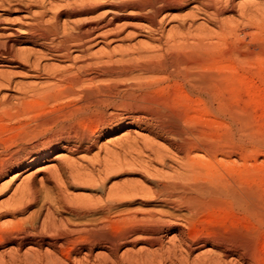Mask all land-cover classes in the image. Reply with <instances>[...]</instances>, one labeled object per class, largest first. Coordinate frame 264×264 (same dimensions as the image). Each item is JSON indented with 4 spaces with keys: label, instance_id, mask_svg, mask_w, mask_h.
I'll list each match as a JSON object with an SVG mask.
<instances>
[{
    "label": "bare ground",
    "instance_id": "obj_1",
    "mask_svg": "<svg viewBox=\"0 0 264 264\" xmlns=\"http://www.w3.org/2000/svg\"><path fill=\"white\" fill-rule=\"evenodd\" d=\"M192 2H195V4L197 3L200 4L203 10L208 15V18L210 17L214 19L212 21L215 20L217 21L222 14H224L225 12L235 10L236 6H238L237 0H134L131 2L128 1L130 5L135 6L140 12L139 26L141 25L142 28L145 27L147 29L156 28V27L158 28V26L161 23V19L164 17L163 16L162 18H160V16L163 13L171 12L173 10H181L186 5ZM245 8L243 7L242 10H240L239 12L241 18L247 21L248 23V24L246 23L247 26L242 27L240 25H236V26L227 25L226 27L227 34L228 33L235 34V38L236 35H240V36L243 35L242 39H244L245 37L247 38L254 36V31H257V33L260 35H264V7H260L257 5L254 6L253 4L252 6H249L246 9ZM216 23L218 24L219 22L217 21ZM35 28L29 29L30 31H28L27 33L30 34L31 36L29 37L27 36L28 38L23 42H32L33 44H37V45H44L48 43V39H49L48 34L46 32L36 33ZM44 31H46L45 28ZM178 33H180L181 35L183 34L181 32ZM10 34H9L10 36H14V34L12 33ZM92 36H93L92 34L91 35L86 34L83 37L79 36L80 38L74 37L75 39L63 38L64 40H61V44L55 47L54 50H52L51 54L54 57L56 56L61 59L62 58L65 59V61L67 60L72 62L66 67H63L60 70L55 69L56 71H53L52 74H48L51 70L49 72L47 71L48 73H44L47 74L45 77L44 75H42V72L44 71L40 70L41 68L39 67V64L35 65L34 67L35 73L32 74V76L36 77L37 79L38 78L40 79L42 75L48 79L45 81V83H43L44 82L43 81L42 82L43 85L41 86H39V84L29 85V83H27V85L20 83L18 84L16 82L17 80L15 81L16 82L15 83L12 80V78H14L13 77L14 75L17 76L16 74H14L11 77L10 76L11 73L7 74L8 72L4 70H0V93H3L2 92L3 90L6 91L4 95L0 97V121L2 122L6 121L8 122L7 124L9 123L12 124V122L17 123L19 127H21L22 130L26 132L25 134H23L24 136L27 135L28 133L33 134V132L35 133L36 131L38 133V130L41 129L42 130L44 129L43 132L46 130L45 124H47V121L49 119L46 120L44 118L45 120L43 119L41 120L42 117H40V119H35L36 114L34 116L32 115L38 109L37 105L40 106L44 104V102L46 104L48 101L51 100L53 101L54 100L64 101L65 99L72 100V105H68L66 106V109H64L65 115L68 118L67 122L65 121L66 120L65 119L64 120L65 122L61 123L60 126L58 124L59 126L58 130L54 129L53 131L52 129H50L53 132L48 136L44 135L46 134L45 131L43 133L44 139L41 140L40 142L36 141L37 143L30 146L31 150L24 151L26 147H29L26 145L27 141L26 144H24L26 145V147L25 148L23 147L24 148V150H22L23 152L22 151L20 152L21 148L15 149V148H11L10 146L9 147L6 146L7 147L6 149L3 148L1 150L3 146L5 147V145H3L4 143L2 144L1 142L3 146H0L1 147L0 176L11 170L14 169L19 170L20 168H23L18 172H16L15 175L12 177V180L13 179L18 180V178H20L22 174L28 172L30 169H34L33 172H30V174H28V176L25 177V179L22 178L23 180H21L22 181L21 184H23V186L26 187L30 186V182H32L31 180L36 175L44 171H48L53 178L56 177L58 178L60 172L64 169L65 165L69 167L72 164L71 161L65 158L67 153H65L64 151H67L68 153L86 152L87 154V151H90L89 149L92 146H94L97 137L103 130L111 131L114 130L116 127L122 126L123 124L127 126L136 125L141 129H144L146 127L145 121L148 118H151L153 119V122L154 120H156V123H154L156 125V129H158V131L162 135L170 136L171 142L173 143V145L175 144L177 151L181 154V158L179 156L180 160L176 159L177 163L175 162V165L177 164V167H175L176 174L173 175L171 174L169 175V177L166 178L164 177V179L163 178L159 179L157 184L155 182L156 187H154L155 189L153 188L154 190L152 192L147 190L145 191L144 189L142 190V192L140 189L137 190L139 186L140 187L142 186L138 184L137 185L134 184L135 181H133L134 183L127 182L126 184L121 186L119 184L120 188H112V189L108 188L109 189L108 197L106 198L107 200L103 205L87 204L83 208L81 209L79 208L78 210L82 211L83 214H90L91 212H96L98 210L99 211L104 210V212L105 211L113 212L112 210H115L120 205H122V203H124L126 200L132 199L134 197L132 196V191H133L132 189L135 190V188L137 190V191L135 190V192H141L140 196L141 194L146 196V198H144L143 201L141 202L145 206H149V209H146L144 211L141 210L140 212L139 210L138 212H136L137 211L136 210L129 213L127 211V214L125 212L121 214H117L114 217L109 218L108 221L93 220L85 224L82 222L83 225L81 223L82 226H79V231L83 229L86 231L87 230L97 231V229H105L107 226L113 225L116 227L115 229L119 230L120 235H117V237L113 236L106 238L100 235L101 232L97 231L99 232V235L96 233L95 235L91 236V238L93 239L92 241H95L97 243L99 242L100 244L109 243L112 246V248H114L113 250H118L122 242L131 239V237L135 234H142L150 242L151 245L163 248V240H164L163 237L165 235V232L167 230H170L173 226H176L177 232L181 236L180 241L182 245L189 252L198 251L199 253L198 254L196 253L197 254L196 258L203 260L205 264H264V192L261 191L258 187L253 186V183L250 182L248 179L250 176L246 177L245 176L246 174L244 175L237 170L234 161L235 160L234 157L239 150L245 152L243 156L244 157L243 161H249L250 156H248L249 154H247L246 151L248 149V146L251 145V144L248 145V140L249 139L252 140V139L249 138L248 140H246L247 142L243 141L242 139L243 133H241L242 135L239 137L240 138L239 139L234 133H230V132L223 131L219 133L216 130L201 126H186V125L184 126L185 122L193 123L196 121L198 122L204 121V123L206 124H211L215 126L220 124L221 121L220 118L217 116H208L203 114L202 112H199L194 116H192L193 114L190 116L188 113L189 111L186 110V108H182L180 102L173 100L167 95L162 96L163 93H166L167 91L169 93L170 92L169 89L173 87V85H171L172 83L171 84L168 83L172 79L175 82L174 84L181 83L183 85H188L190 87V89L188 87V90H191V92H196V94L201 98L206 96L209 101H212L216 96L215 94H218L216 93L217 89H219L220 87L223 88V86L227 85L229 77L227 78V76L223 77V76L208 75L203 71V69L205 70L204 66L207 63V61H209L210 63V60L206 58L207 55H205L207 52L205 53L204 52L205 49L203 48L206 42H203V40L199 38L198 40H192V42L190 41L187 43L188 44L192 43L194 45V47L192 46V48L196 50H194L190 54H183V53H179L178 52L179 50L177 52L172 50V52L168 51V53H166L165 55V58L163 59L161 58L163 56L161 54L162 56L160 57V59L162 60H158V61H155L156 60L155 57H158L160 54L158 53L159 55L156 54L157 56H155L154 53L158 52V49H160V47L159 48L157 47V50L153 49V47H151L152 49L149 47L150 49L142 48L143 50L140 49L135 52L122 51L121 53L119 52L120 55L116 51V53L120 56L118 57L119 59L117 60L115 59V55H114L116 53L113 51L109 53L105 52L106 54L104 53L103 56L93 55L91 57L92 59L91 62H86V64L81 65L76 63V61L71 57L72 50L82 49L87 42L91 41V39L94 37ZM167 37L172 40L171 35H168ZM181 37L182 36H180V40H182L184 36L182 38ZM191 38L194 39L193 37ZM257 38H256L257 42L245 44L244 41H246V39H244V41L242 40L243 41V43H241L242 45L240 43L236 44L238 45L237 48L238 55H240L241 57L243 56V58L245 59H251L253 56L257 54L264 56V44H262V42L259 41L261 38L260 39L259 37ZM187 39H183L184 43L185 41H187ZM240 40L241 39H239L238 41L240 42ZM251 41H255V39ZM178 42L176 41V43ZM225 42H226V38H225ZM14 45L15 44L12 37L9 38L8 40H3V41L0 40V69L4 68L5 66H9L11 63H15V67L18 66L26 69V65L28 63L29 57L28 59L27 58L25 59L23 55H25V51L27 50V48L25 51L19 49V51L17 52L19 54V57H17V53L13 52ZM190 45H187L188 48L187 46H185L186 48L184 47V50L186 49L184 53L189 52L188 50L191 49V48L189 49ZM183 46L181 44L180 46H175V47L182 48ZM210 46L212 48V45ZM171 47L173 46L171 45ZM171 47H168L169 50L172 49ZM164 49H165L164 51L166 52V50H168L167 46ZM207 49H209V47H207ZM161 50H163V48ZM153 57L155 58L154 61L152 60L154 59ZM17 63L19 65H17ZM111 65H115V66H111ZM231 79L230 81H232ZM229 84H231V82ZM158 93L160 94L158 95ZM66 103L69 104L70 101H67ZM44 105H42V107ZM64 118H65L64 116L63 118L60 117L61 120ZM57 120L61 121L59 119ZM32 122H34L35 124L34 123L32 124ZM42 126H44V128H42ZM50 130L48 132H50ZM152 130H155V128H152ZM33 136H32V140L31 137H28L30 138L29 142L30 141L33 142ZM165 138L167 139V137ZM35 140L37 139L34 138V142ZM58 150L61 151L55 153ZM52 154L54 157L50 160L49 158L52 156ZM156 155L154 157H158ZM92 160L94 161V159ZM103 160L101 162H104ZM118 160L112 162L113 163L115 162V164L117 165L116 161ZM68 161L69 163L71 162V164L67 163ZM161 161H165V159L163 158V160ZM48 162H56V163L59 162L60 164L61 163L63 164L66 163V164H64V166L61 167L62 169H58L56 164L48 163ZM112 162L111 161L110 163L108 162L110 166L113 164ZM105 163L108 165L107 162ZM149 163L148 165L150 166L151 163L150 164ZM164 163L162 162V165ZM106 164L102 165L103 166L102 168H104V166L106 170H108L107 168H111V167H106ZM119 166L121 165L119 164ZM119 166L117 165L116 168H118ZM112 168H114L113 165ZM112 168L111 171L113 170ZM116 168L114 169L115 171L118 170V169L116 170ZM70 169H72V167ZM75 171L73 173H75ZM76 174L78 175L77 171ZM80 175L81 173L79 174V176ZM78 177H74V179ZM88 178L89 177H87V179ZM101 186H103V184ZM19 187H21V185ZM24 190L22 191L24 192ZM27 191L30 192L29 190ZM57 191L59 192V190ZM20 193L21 192H19V194ZM61 194L60 195L58 194L59 196L62 197V198L59 197L60 198L59 202L66 209L70 206L68 205L69 204L68 201L65 203L66 201L65 193L62 192ZM63 195L65 196V198L63 197ZM135 195L137 196L138 194ZM73 207L71 206L70 208L73 209ZM10 210L11 209H9V211ZM68 210L69 209H67V211ZM52 211L54 212V209ZM67 211L63 213H68ZM176 211L185 213L186 217L184 219L175 220L174 213ZM17 212L19 213V211ZM46 214H47V210H46ZM46 214L45 216H47L48 214L50 215L52 214L50 208H48V214L47 215ZM108 214L106 216H108ZM53 215L54 214H52L49 218L53 219L52 218ZM54 217L58 219L57 215L56 216L54 215ZM61 217L58 220L56 219L51 220V223H49V225L51 224L50 227L51 228L56 227V229H58L63 225V227L65 228V225H67V223H64L65 221L63 217H62L63 220L61 219ZM49 220L47 221L49 222ZM47 221L45 222L48 223ZM131 221L146 222L148 226H137L128 232H124L126 226ZM41 222L42 221H40V223ZM43 222L41 224L42 228H40V225L38 226L35 225L36 227H39L40 230L35 227L26 228L25 226H22L20 224L19 227L20 226L22 227L18 228L17 227L18 223L17 226L15 227V230H17V228L19 230L16 232L14 231V233H11L10 232L11 230L9 231L8 229L7 230L5 229L4 231L2 230V232L0 233V246L3 247L6 245H15L14 247H17L16 249H18L19 252L21 248H23L25 245L28 244H33V245L38 244V246H40L39 243H44L48 238H50L49 237L50 234L46 235L47 233L46 234L42 233ZM68 226H66L65 229H67ZM71 229L73 230V228ZM91 233L90 235H92ZM63 237L65 236L63 235L62 237H58V238L54 237V239H52L54 241V244L58 245L59 248L65 247L64 244L66 245V242L68 243L69 241L68 239ZM86 237L87 239L89 238L88 236ZM70 242L71 240L69 241V243ZM32 247L33 246H30L29 248L31 249ZM33 248L32 250H34ZM29 250L25 252V255L29 253L28 252ZM4 252H2V254L0 255V258L3 260L1 264H14L16 260L19 258V255L17 258L14 255H11L12 254L11 253L8 254L10 257V258L8 257L10 262L9 261L6 262L7 260L5 261ZM38 254L40 255V253ZM6 256L7 255H5V257ZM14 257L17 259H15ZM17 261H19V259Z\"/></svg>",
    "mask_w": 264,
    "mask_h": 264
},
{
    "label": "rangeland",
    "instance_id": "obj_2",
    "mask_svg": "<svg viewBox=\"0 0 264 264\" xmlns=\"http://www.w3.org/2000/svg\"><path fill=\"white\" fill-rule=\"evenodd\" d=\"M128 1L131 2L134 0H0V37H1L0 40L1 41L8 40L9 38L12 37L14 44H15L13 48V52L17 53L19 49L22 51H25L27 48V50L25 51L26 56L23 55V57L25 59L26 58L28 59L29 57L28 63L26 65V69L23 67H18V66L15 67V63H11L9 66H5L4 68H1L0 70H4L8 72L7 74L11 73L12 74V75L10 74L11 77L14 74H16L17 76L14 75L13 76L14 78H12V80L14 82L17 80L16 82L18 84L20 83V84L27 85V83H29V85L39 84V86H41L43 85V83H45L46 80H48L47 78H45L47 74H44V73H48L51 70L48 74H52L53 71H56L57 69L60 70L63 67H66L67 65L72 63L67 60L65 61V59L63 58L61 59L56 56L54 57L51 54L52 50H54L55 47L60 45L61 40H64V39L80 38V37L85 36L86 34L87 35L92 34L94 36V37L92 36L93 38L91 39V41L85 44V46L82 48L83 50L82 49L72 50L71 52L72 59H74L76 63L82 65V64H86V62H91L92 60L91 57L93 55L103 56L105 52L109 53L113 51L115 53L117 51L118 54L120 55L122 51L135 52L140 49L141 50L148 49L149 47L150 48L153 47V49H156V50H157V47L158 48L160 47V49H158V52L154 53L155 56H157L156 54L158 53L160 55L158 54L159 56L155 57L156 60L153 57L154 58L152 59L153 61L162 60L163 58H165L166 53H168V51L172 52V50L176 52L179 50L178 51L179 53L190 54L196 49L192 48V46L194 47L192 43L188 44L187 42H190V41L192 42V40H198L199 38L203 40V42H206L203 48L205 49L204 52L205 53L207 52L205 54L207 55L206 58L210 60V63L209 61H207L206 64L208 65L205 64L204 66L205 68V70L203 69L204 73L208 75H215V76H223V77L227 76V78L228 77L230 79L232 78L231 79L232 81H230V79L228 78L227 85L223 86V88L220 87L219 89L216 90V93L218 94H215L216 96L214 97L212 101H209L206 96L201 98L196 94V92H191V90H188V87H189L188 85H183L181 83L174 84L175 82L173 81V79L170 80L168 83L170 84L172 83L171 85H173L174 88L173 87L170 88L171 89V90L169 89L170 92L168 93L167 91L166 93H163L162 96L167 95L173 100L180 102L182 108H186V110L189 111L188 113L190 116L192 114H193L192 116H194L197 113L202 112L203 114L208 115V116H217L220 118V121H221L220 123L221 125L218 124L215 126L211 124H206L204 123V121L203 122L196 121L193 123L185 122L184 126L185 125L186 126H201V127L216 130L219 133L223 131L230 132V133H234L238 138L242 135L241 133H243V137H242L243 141H246L249 138H251L252 140L250 139L248 140V145L250 144L251 145L248 146V149L246 151L247 154H249L248 156H250L249 161H243L244 160L243 156L245 152L241 150H239L240 152L238 151L240 154L237 152V154L235 155L234 161H235L237 170L244 175L246 174L245 175L246 177L250 176L248 179L250 182L253 183V186L258 187L261 191L264 192V188H263L264 187V142H263L264 141V56L257 54L253 56L251 59H245L243 58V56L241 57L240 55H238V52H237L238 45H236L238 43L240 44L243 43L244 39H246V41H244L245 44L257 42V39H258L257 37H259V39L261 38L259 41L262 42V44H264L263 43L264 35H260L257 33V31H254V36L247 37V38L244 36L245 38L242 39L243 35L241 36L236 35V38H235V34H229V33L227 34V30H226L227 25L229 26L240 25L242 27L244 26L246 27L247 21L241 18L239 11L242 10L243 7L248 8L249 6H252L253 4L254 6L257 5L260 7H264V0H240L241 2L237 0L238 3L237 2L236 3L238 4V6H236L235 10L225 12L219 17L217 21L220 23V25L219 23L218 24L216 23L217 22L216 20L215 22V21H212L214 19L210 17L208 18V15L203 10L200 4L198 3L195 4V2H192L193 4L189 3L188 4L189 6L186 5L181 10H173L171 12L163 13L160 16V18H162L163 16L164 17L161 19V23L158 26V28L156 27V28H149V29L145 27L142 28L141 25L139 26V23H140L139 13L140 12L135 6L130 5ZM34 28L36 30V33L46 32L48 34L49 39H50V40L48 39V43L44 45H37V44H33L32 42H23L29 36H31L30 34L27 33L28 31H30L29 29H34ZM44 28L46 31H44ZM178 32H181L183 34L181 35ZM10 33L14 34V36H10L11 35ZM168 35H171L172 40L173 39L174 40L172 41L170 38H168L167 37ZM180 36L182 37L184 36L183 39H187L189 37L187 41H185L186 44L184 43L183 39L180 40ZM191 37H193L194 39H192ZM224 37L226 38V42H225ZM249 38L251 40L255 39V41H251ZM168 39H169V42H168ZM239 39H241L240 42L238 41ZM247 40H249L250 42ZM176 41L177 42L179 41V42L176 43ZM180 41H183V42H180ZM209 43L210 45H212V48L209 45ZM181 44L182 46L184 45L182 48L175 47V46H180ZM171 45L174 48L171 47ZM187 45H190L189 49L190 48L191 49L190 50L187 49L189 52L184 53V51L186 50V49L184 50V47ZM234 45H236L237 47ZM166 46L168 50H166L165 52L164 48H166ZM168 47H171L172 49L170 48L171 50H169ZM207 47H209V49H207ZM162 48L163 50H161ZM118 54L117 53L114 54L116 60L119 59L118 57H120ZM33 55H35L37 59ZM85 55H86V58H85ZM211 56L212 57L214 56V57L212 58ZM17 57H19L18 53H17ZM160 57L162 59H160ZM32 60H35V61H32ZM211 60H214V61H211ZM37 64H39V67L41 68L40 70L44 71V72L42 71L41 72H42V75H44L45 77L41 75L40 79L39 78L37 79L36 77L32 76V74L35 73L34 67ZM17 65L19 64L17 63ZM49 66H50V69H49ZM111 66H115V65H111ZM51 68L52 69L54 68V69L52 70ZM105 79H102V80H105ZM230 82L231 84H229ZM2 92L3 93H0V97L3 96L6 91L3 90ZM159 94L160 93H158V95ZM67 101H70V103L69 104L66 103ZM182 104H184L186 107ZM42 105L40 106L37 105L38 109L32 115L34 116L36 114L35 119H40V117H42L41 120L42 119L50 120V122L48 120L47 124H45L46 134L44 135L48 136L54 131V129L58 130L61 123L65 121L67 122L68 118L65 115L64 109H66V106L72 105V100L70 99H65L64 101L63 100H60V101L51 100V101H48L43 107ZM63 116L65 118L61 120L60 117L63 118ZM56 118L61 121H58ZM148 119L145 121V126L147 127V129L145 126H144L145 127L144 129H141L140 127L136 125L127 126L123 124L122 126L116 127L114 130H111V131L103 130L97 137V140L95 141L96 143L94 144V146H92L89 149L90 151H87V154L86 152L84 153L69 152L68 153L67 151H64L65 153H67L65 158L72 162V164L71 162L69 163V161L67 162L71 164L69 167L70 168L72 167V169H70L67 165H65L64 169L60 172V175L58 177L59 179L57 177L53 178L51 174H49L48 171H44L36 175L31 180L32 181L30 182L31 187L30 186L26 187V186H23V184H21L22 183L21 180H23L22 178L25 179V177H27L28 174H30V172H33L34 169H30L28 172H25L24 174H22V176L18 178V180L13 179L14 181L12 180V177L15 175L16 172H18L19 170L23 168H20L19 170L17 169L11 170L3 174L2 176H0V209H1L0 211V233L2 232V230L4 231L5 229L6 230L8 229L9 231L11 230L10 232L14 233V231L15 232L18 231L19 230L18 228L22 226H25L26 228L35 227L39 229V227H36V226L40 225V228H42V225H41L42 222L43 221L45 222L50 219L49 222L47 221L48 223L43 222V229H42L43 230L42 233L44 234L47 233L46 235L50 234L49 235L50 238L46 240V242H49V243H46V242L39 243L40 246H38V244L37 245L28 244L29 246L25 245L23 248L20 249V252L18 251V249H16L17 247H14L15 245H6L3 247L0 246V255L2 254V252L5 251L4 252L5 261L7 260L6 262L8 261L10 262L9 260L10 257L8 254L12 253L11 255H14L17 258L19 255V258H18L19 261H17L18 259L14 257L15 259H17L14 264H16L17 262H18L17 264H48V263L49 264H52V263L53 264H63V263L64 264H135V263L136 264L137 263L138 264H192V263L193 264H205L203 260L196 258L197 257L196 255L199 253L198 251L189 252L182 245L180 241L181 236L177 232L176 226H173L170 230H167L165 232V235L163 237L164 239L163 248L151 245L150 242L142 234H135L131 237V239L125 242H122L118 250H113L114 248H112V246L109 243L100 244L99 242L97 243L95 241H92L93 239L91 238V236L95 235L96 233L99 235V232L103 233L104 235L101 233L100 235L106 238L113 237V236L117 237V235H120L119 230L115 229L116 227L113 225H109L105 229H97V231L99 232L95 230L86 231L84 229L79 231V226H82L83 223L84 224L89 223V221L90 222L93 220L108 221L109 218H112L117 214H121L124 212L127 214V211L129 213V212L136 211V210H137L136 212H138V210L140 212L141 210L144 211L146 209H149V206H145L141 202L143 201L144 198H146L145 195L141 194L140 196V193L142 192V190L144 189L145 191L147 190V191L152 192L155 189L154 187H156L155 182L157 184L159 179H162V178L164 179V177L165 178L169 177V175L171 174L172 175L176 174L175 167H177V164L175 165V162L177 163L176 159L180 160L179 156L181 158V154L177 151L175 144L173 145V143L171 142L170 140L171 137L167 135H162L158 131V129H156V125L154 124L156 123V120H154L153 122V119L151 118H148ZM55 121L57 122V125ZM1 122L2 121H0V146L5 145V147L4 146L2 148L0 147L1 150L3 148L6 149L7 148L6 146L8 147L10 146L11 148H15V149L21 148L20 149V152H21L22 150H24L26 145L29 147H26L24 151L31 150L30 146L37 143L36 141L40 142L41 140L44 139V136H43V133L45 132V131L43 132L44 129L43 130L41 129L42 131L38 130V133L37 131L35 133L33 132V134L28 133L30 136L28 134H27L28 136L27 135L24 136L23 134H25L26 132H24V130H22V128L19 127L17 123L12 122V124L10 123L7 124L8 122L6 121L2 123ZM33 123L34 122H32V124ZM50 123L52 124V126ZM42 128H44V126H42ZM152 128H155V130H152ZM50 129H52L53 131ZM49 130L50 132H48ZM32 136H33V142L31 141L29 142L30 138L28 137H31V140H32ZM165 137H167V139ZM34 138L37 139L35 140V142H34ZM26 141H27V144H26ZM1 142L2 144L3 143L4 144L2 145ZM128 143L131 145H129ZM60 151L61 150H58L55 153H58ZM155 155L158 157L160 156V157L159 158L154 157ZM53 157L54 156L52 154V156L49 159L51 160ZM163 158L165 159V161H161L163 160ZM92 159H94V161ZM102 160L104 162H101ZM115 160H118L116 161L118 166L119 164L121 165L118 168H116L117 165L115 164V162L114 163L112 162ZM110 161L113 163L111 164L113 165L114 168H112V165L110 166L109 164ZM121 161L122 162L124 161V162L122 163ZM105 162L107 163L109 162L108 163L109 166ZM162 162L163 163L165 162L163 164L164 166L162 165ZM48 163L56 164L58 169H62L61 167L64 166V164H66V163L60 164L59 162L57 163L48 162ZM148 163L150 164V166L148 165ZM104 164H106V167H111L113 170L111 171V168H107L108 170H106L105 166L104 168H102L103 167L102 165ZM115 168L116 170L118 169L119 171L118 170L115 171L114 170ZM73 170L74 171L76 170L78 175L76 174V171L75 173H73L74 172ZM80 173L81 175L79 176ZM74 177H78V178L74 179ZM87 177L89 178L87 179ZM133 181H135V183ZM127 182L128 183L133 182L134 184L136 185L138 184L143 187L142 188L139 186L140 188L139 187L137 188V190L140 189L141 192H135L136 188L135 190L132 189L133 190L132 196H134L137 199L133 197L132 199L126 200L118 208H116L115 210H112L113 212H107V211L104 212V210H100V211L98 210L99 212L96 211V212H91L90 214H83L82 211L78 210L79 208L81 209L87 204L88 205H93V204L103 205L105 201L107 200L106 198L108 197V191L110 188L111 189L120 188L121 185H124ZM102 184L104 187L101 186ZM258 184H260L261 186ZM20 185L21 187H19ZM20 188L22 190L25 189L24 192ZM27 190H29L30 192H28ZM57 190H59V192ZM16 191L17 192L19 191L22 194L21 193L19 194V192L17 194ZM61 191L65 193L66 198L63 195V197L66 200L65 203L68 201L69 204L68 203L67 204L70 207L74 206L73 209L70 207L65 209V207L59 202L60 201L59 197L62 196ZM56 194L57 195L61 194V196L59 195L57 196ZM135 194H138L137 195L138 197ZM14 202H17L18 204ZM8 208L11 210L9 211ZM48 208H50V211L52 214H54L55 216L57 215L58 219L61 216L63 217L65 221L63 222L67 223V225H65V228L68 225L70 227L68 226L67 229H65L62 225V227H59L58 229H56V227L51 228L50 227L51 224L49 225V223H51V220L56 219V218L54 217V215L52 216L53 219L49 218L52 214L51 215L48 214ZM51 208L52 210L54 209V212L51 210ZM67 209H69L70 211L69 210L67 211ZM46 210H47L48 215L46 214ZM17 211H19V213ZM65 211H67L68 213H63ZM77 211H79L80 213ZM175 213H174L175 220L184 219L186 217L185 213L183 212L176 211ZM45 214L47 216H45ZM107 214L108 216H106ZM43 217L45 218V220ZM40 221L42 222L40 223ZM131 222L126 226V229L124 230V232H128L137 226H148L146 222H139V221H131ZM17 223H18V226H17ZM68 223H70L71 225ZM2 224L3 225L5 224V225L3 226ZM19 224L22 226L19 227ZM16 226L18 227L17 230H15ZM71 228H73V230ZM48 229L49 230L52 229L54 231L52 230L49 231ZM68 229L70 230V232ZM90 233L92 235H90ZM63 235L65 236L63 238H66L69 241L71 240V242L69 243L68 241V243L66 242V245L64 244L65 247L59 248L58 245L54 244V241L52 239H54V237L55 238L62 237ZM86 236H88L89 238L87 239ZM30 246H33L36 249L32 247L34 249L32 250V248L31 249L29 248ZM61 249L63 250V252ZM27 250H29L28 251L29 253L25 255V252H27ZM38 253H40V255ZM5 255L7 256L5 257ZM2 261L3 260L0 258V264L2 263Z\"/></svg>",
    "mask_w": 264,
    "mask_h": 264
}]
</instances>
